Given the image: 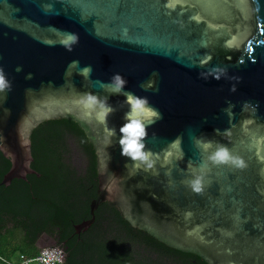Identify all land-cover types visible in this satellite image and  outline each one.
<instances>
[{
	"label": "water",
	"instance_id": "obj_1",
	"mask_svg": "<svg viewBox=\"0 0 264 264\" xmlns=\"http://www.w3.org/2000/svg\"><path fill=\"white\" fill-rule=\"evenodd\" d=\"M69 120L97 198L206 264H264V0H0V186ZM49 240L44 236L41 241Z\"/></svg>",
	"mask_w": 264,
	"mask_h": 264
},
{
	"label": "trees",
	"instance_id": "obj_2",
	"mask_svg": "<svg viewBox=\"0 0 264 264\" xmlns=\"http://www.w3.org/2000/svg\"><path fill=\"white\" fill-rule=\"evenodd\" d=\"M30 141L31 169L39 177L0 186V264L36 258L35 242L43 234L56 235L62 264H206L132 228L109 203L100 204L93 224L77 235L74 226L91 218L89 206L97 198L94 150L78 125L65 119L38 125ZM69 152L78 156L75 165ZM9 169L0 153V183ZM14 253L18 263L11 261Z\"/></svg>",
	"mask_w": 264,
	"mask_h": 264
},
{
	"label": "built area",
	"instance_id": "obj_3",
	"mask_svg": "<svg viewBox=\"0 0 264 264\" xmlns=\"http://www.w3.org/2000/svg\"><path fill=\"white\" fill-rule=\"evenodd\" d=\"M63 251L61 249H44L40 251L39 255L24 263L27 264H62Z\"/></svg>",
	"mask_w": 264,
	"mask_h": 264
},
{
	"label": "flooded vegetation",
	"instance_id": "obj_4",
	"mask_svg": "<svg viewBox=\"0 0 264 264\" xmlns=\"http://www.w3.org/2000/svg\"><path fill=\"white\" fill-rule=\"evenodd\" d=\"M85 159L87 160V158L85 157ZM78 235V234H77ZM46 236L48 237L49 240H43L41 241V239ZM59 241L56 237V235H47V234H43L41 235L35 242V246L37 249H40L42 247H51V248H46V249H60V247H58ZM60 245H64V242Z\"/></svg>",
	"mask_w": 264,
	"mask_h": 264
},
{
	"label": "rangeland",
	"instance_id": "obj_5",
	"mask_svg": "<svg viewBox=\"0 0 264 264\" xmlns=\"http://www.w3.org/2000/svg\"><path fill=\"white\" fill-rule=\"evenodd\" d=\"M70 151H72V150H70ZM69 163L72 165H75V161H77V159H78V156H75L74 155V153H70L69 152ZM80 158H81V156H80ZM79 158V159H80ZM46 248H51V247H42V248H40V249H38L39 251H42V250H44V249H46ZM19 254L18 253H14L13 255H12V257H11V261H12V263H18L19 262Z\"/></svg>",
	"mask_w": 264,
	"mask_h": 264
}]
</instances>
